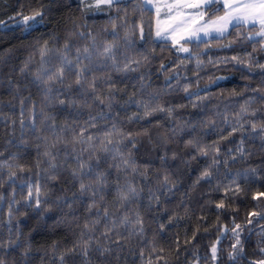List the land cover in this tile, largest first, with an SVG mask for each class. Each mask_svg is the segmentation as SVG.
I'll return each mask as SVG.
<instances>
[{
	"label": "trees",
	"instance_id": "obj_1",
	"mask_svg": "<svg viewBox=\"0 0 264 264\" xmlns=\"http://www.w3.org/2000/svg\"><path fill=\"white\" fill-rule=\"evenodd\" d=\"M42 5L47 12L44 25L25 31L18 23V13L27 15ZM215 5L210 8L211 16L224 11ZM155 18V11L141 0H121L111 8L101 5L99 10L86 9L80 0H56L55 5H49L48 0H0V162L25 168L23 172L16 168L13 180H9L6 167L0 169L3 264H61L60 256L80 238L85 222L96 219L97 209L102 215L105 208L118 226L106 239L101 235L106 222L101 220L91 235L108 251L101 255L94 242L87 257L66 255L64 264H210L211 247L217 240L218 264L264 260V196L253 198L264 193V132L251 129V122L264 120V91H257L264 89V69L258 67L264 64L261 38L246 39L252 32L250 25L234 26L224 38L189 43L195 55L181 53L170 41L155 38ZM141 23L145 38L140 40L137 30L134 43H126V30ZM45 41L53 50L49 57L52 63L45 65L48 68L59 63L66 42L69 59L76 58L77 48H89L94 71L87 75L97 78L95 95L105 99V104L95 101L91 91L85 95L71 76L65 85L73 84L72 89L54 84L47 93L49 99H45L44 85L35 80L41 69L37 50ZM232 41L229 47L219 46ZM105 44H115L121 67L140 61L131 65L136 71H115L111 61L99 55ZM233 56L245 63L237 64ZM29 57L31 62L22 72ZM198 60L202 61L199 67ZM185 86H190L188 92ZM197 96L208 98L198 100ZM57 97L65 104H59ZM69 100L76 104H69ZM149 102L172 109L171 115L165 111L144 120H129L134 114L142 115L141 105ZM246 102L248 112L238 116ZM254 110L256 116L251 115ZM114 125L133 134V140H123L119 148L125 156L131 150L136 172L125 168L119 156L112 159L114 151L105 154L99 150L104 133L113 131ZM233 127L240 130L233 133ZM83 129L85 139L94 137L91 147L73 142V136ZM189 140L196 142V147L188 145ZM241 140L243 155L237 151ZM53 143L55 148L50 147ZM214 146L219 147V155ZM198 148L209 155H201ZM93 149L100 157L99 164L95 159L89 161ZM46 150L53 153L54 160L44 156ZM214 156L220 163L211 169L212 178L197 184ZM78 160L89 161L93 172L74 177ZM50 164H55V169L49 170ZM100 173L105 184L102 192L96 197L91 192L81 195L80 181L98 187L96 176ZM51 175L57 180H51ZM25 182L41 184L45 194L40 209L34 210L25 202ZM129 182L139 195L121 206L118 187L126 189ZM229 187L232 190L226 193ZM93 199L97 207L88 212L87 205ZM221 200L225 207L217 208ZM49 205L51 211H45ZM253 211L261 216H250ZM137 213L142 217V234L141 226L133 227L132 223ZM125 215L131 222L121 226L119 221ZM235 224L242 227L243 251L233 260L229 253L235 243L231 231Z\"/></svg>",
	"mask_w": 264,
	"mask_h": 264
},
{
	"label": "snow or ice",
	"instance_id": "obj_2",
	"mask_svg": "<svg viewBox=\"0 0 264 264\" xmlns=\"http://www.w3.org/2000/svg\"><path fill=\"white\" fill-rule=\"evenodd\" d=\"M49 5H55L56 0H48ZM121 2V0H94L93 3H87L86 0H80V3L85 6L86 9H97L99 10L101 5H105L109 8L113 7L114 5H117ZM141 4L143 5H151L152 8L155 9L156 13V23H155V37L162 41H168L171 40L172 47L176 49L177 52L181 53H189L193 54L191 49L187 46L189 43H191L193 40L200 41L201 40V34H203V37L206 38H212L213 34H215L216 38H224L226 34H228L229 28L234 26H242V25H250L252 27V32L249 34V36L246 37V39H253L254 37H260V43L262 48H264V0H171V2H168V0H164L162 3L161 0H141ZM213 4H221L224 12L223 15H214V18H208L205 19L207 16V10L211 8ZM140 6V5H138ZM162 9H165L166 11L163 12L164 19H161ZM187 9H192L193 11L189 12L186 11ZM20 16V19L18 20V23L24 26V30L28 31L30 29H36L38 26H42L45 23V16L47 15V12L45 10V6H41L39 9L33 10L30 14H23L21 11L18 13ZM203 22V23H201ZM3 23V22H0ZM112 27L115 29V21H112ZM258 25V30L256 26ZM138 35L139 39L143 40L144 37V25L143 23L139 25H135L133 28L126 30L125 32V41L128 44L134 43L132 40V37ZM77 33H73V35H76ZM78 35L84 36L85 33L79 32ZM93 40V47H95V37H92ZM183 41V43H182ZM235 41L230 42L228 45H219L222 47H229L231 46V43H234ZM206 46H208V40L205 41ZM115 44H105L103 47V51L99 53L100 56L104 57L106 61H111L112 67L117 72H128V71H136V69L132 68V64H139L140 61L132 60L128 63L123 64L121 67L116 60L115 55ZM38 53L40 56V63H41V69L36 74L35 80L39 84H43L46 91L45 99H49V96L47 93L52 92V85L59 83L62 87L66 86L69 90L72 89L73 84L77 86L78 88L82 89L84 94L87 95L89 91H91L94 94V100L99 101L101 104H105V99H102L99 95H95L96 93V77L93 76L92 79L88 78V73L93 72V57L92 52H90L88 47L81 49H76V58L69 59L68 55L66 54L69 51V44L66 42L63 46V49L60 50L59 55V63L54 64L52 68L45 67L46 64L52 63L50 57V53L53 51L48 47V42L45 41L43 45H41L38 48ZM255 51V49H254ZM195 55V54H193ZM32 57H29V60L25 62L24 68L21 69V71H25L28 67V64L31 62ZM143 59L146 61L148 59L147 56H144ZM233 61H235L237 64L245 63V61L241 60L237 56H233L231 58ZM88 61V63H84V61ZM183 63V62H181ZM202 61H197V66L199 67ZM163 67V65H161ZM251 67V65H249ZM259 68L264 69V64L258 65ZM74 77L73 84H67L65 85V81L69 77ZM190 86H185L184 91L188 92ZM110 91H112L110 89ZM257 91H264V89H257ZM208 97H200L197 96L198 100H204ZM57 102L61 105L65 104V100L59 99V97L56 98ZM69 104L75 105V100H69ZM21 104L23 105V100L21 101ZM90 107V105H86ZM112 106L111 104V98H108L107 101V107L110 109ZM195 107V104L193 105ZM143 108V113L141 114H134L133 116L129 117V120L133 119H141L144 120L147 117H150L154 115L157 112H165L167 111L169 115H171L172 109H165L159 104H156L155 106L152 105L151 102L149 103H143L141 105ZM248 107L247 102L245 105L241 106L240 114L247 113ZM257 112L254 110L251 112L252 116H256ZM89 120H95V117L89 116ZM87 123V121H86ZM21 124L23 125V120H21ZM243 128V125H241V129ZM251 129L253 132H255L257 129H259L261 132H264V120L261 122H251ZM240 129H237L233 127L232 132L235 133ZM86 132V129L81 130V132L78 135L73 136V142L74 143H86L90 147L92 146V142L94 140V137L87 136L85 139L84 133ZM145 135L147 132L144 133ZM231 135V133H230ZM123 140H133V134L132 133H124L122 130L115 128V125L113 126V131L105 132L104 138L100 140L101 148L99 149L103 153L107 154L110 152H115V154L112 156V159H116L117 156H119L121 163L125 168H131L133 172L137 171V167L135 162L131 159L132 152L131 150L128 151L127 155L121 151L119 148V144L123 142ZM59 141V138L57 142ZM114 148H110V145H114ZM188 145H191L193 147H196V142L193 140L187 141ZM51 148H55L56 144L53 143ZM136 144L135 142L132 143V148H135ZM87 150V149H86ZM198 152L201 155L208 156L209 152L206 151L204 148H198ZM214 151L216 155L220 154L219 147L214 146ZM237 151L243 155L244 149H243V140H241V146L237 149ZM44 156L49 157L50 160H54L55 157L53 153L50 150H46L44 152ZM235 159V157H232ZM92 159L96 160V163L99 164L100 157L95 155V149H93L92 155L89 157V161ZM89 161H82L78 160V170L73 171V176H83L88 175L93 172L92 165ZM220 163L219 160L213 157L211 164L208 165L200 174V176L197 178L196 183L198 184L201 180H210L213 176V172L211 171L212 168L216 167ZM226 163V161H225ZM8 169V178L9 180H13L17 176V171L15 170L18 168L20 172L25 171V168L23 166L19 165H13L9 164L7 161L0 162V169L4 168ZM55 164H50V169H55ZM117 169L120 170V166L117 165ZM87 170V171H85ZM146 176V174H145ZM51 180H57L56 175H51L49 177ZM168 182V177H165V183ZM235 183V181H233ZM25 185L27 187V195L24 198L25 202L28 204L29 207H33L34 210L40 209L42 200L41 196L45 193L42 192V186L39 182L36 183H27L25 182ZM96 185L98 187H94L91 184L84 183L83 180L80 181L79 184V191L81 195H86L89 192H91L93 197H96L98 193L102 192L103 188L105 187L104 181H103V174L100 173L96 176ZM170 190V189H169ZM232 189L229 187L226 189V193L228 191H231ZM236 191H239V187L237 186ZM119 192V201L121 203V206L125 202H129L131 200H134L138 195L139 192L135 186H133L130 182L127 184L126 189L118 187ZM260 196H264V193H259L256 196H254V199H258ZM0 199H3L0 197ZM100 199L103 200L104 196L100 195ZM158 197H156V200L158 202ZM34 201V204L32 203ZM97 204L95 199H93L92 203L87 205V211L91 212L93 208H96ZM217 208H224L225 204L224 201L221 200L219 203L216 204ZM45 211H51V206L45 208ZM12 207L9 206V217H12ZM250 216L260 217V212H251L249 214ZM101 220H104L105 223V230L101 233L102 236H104L106 239L109 237V233H111L118 225L117 221H113L109 217V212L105 208L103 210L102 215L99 212V209H97V217L94 220L85 222L83 228L84 231L81 232L80 238L77 240V242L74 244V246L70 249H67L64 254L60 256L61 264H64L65 256L66 255H83L84 257H87L89 254V251L93 245V243H97V250L101 252V255H103L105 252L108 251L106 248H101L98 244V241L94 240V237L91 235L92 233H95L97 231V226L100 225ZM130 218L125 215L122 219L119 221V225H126L130 223ZM253 221L251 219L248 220V223L251 224ZM133 223V227L136 225H140V234L143 233L142 228V217L137 213L136 219ZM111 225L110 227L108 225ZM164 226L161 225V228ZM231 231L235 235V243L232 245L233 252L229 253V259H236V257L243 251V245L241 243L240 239V231H242V227L240 224H235L234 228L231 229ZM194 238V237H193ZM219 243V241H217ZM217 252L218 249L216 245L214 244L211 247V259L215 261L217 259ZM261 252H264V248L261 249ZM158 259H162V257H158ZM0 264H3V261H0ZM149 264H152L151 261H149ZM254 264H264V260H260L258 262H254Z\"/></svg>",
	"mask_w": 264,
	"mask_h": 264
},
{
	"label": "rangeland",
	"instance_id": "obj_3",
	"mask_svg": "<svg viewBox=\"0 0 264 264\" xmlns=\"http://www.w3.org/2000/svg\"><path fill=\"white\" fill-rule=\"evenodd\" d=\"M161 2L163 3L164 2V0H161ZM168 2H171V0H168ZM147 6H149L150 8H152V6L151 5H147ZM222 5L221 4H216L214 7H221ZM154 11H155V9L154 8H152ZM164 11H166L165 9H162V14H161V19H164V16H163V12ZM186 11H189V12H191V11H193L192 9H187ZM209 11H210V9L209 10H207V16L205 17V19H208V18H214V16H211V15H209ZM224 12V11H223ZM223 12L220 14V15H223ZM155 15H156V13H155ZM155 23H156V18H155ZM201 23H203V22H201ZM258 26V25H257ZM232 27H230L229 28V30L231 29ZM229 32V31H228ZM201 40H203V39H209V38H206V37H203V34H201ZM213 37H215V34H213ZM258 37V36H257ZM156 38V37H155ZM157 39V38H156ZM159 40V39H158ZM168 41H170L171 42V40H168ZM194 41V40H193ZM172 43V42H171ZM182 43H183V41H182ZM188 47H189V45H187ZM217 241H219V240H217ZM217 241L215 242V245H216V247H217V249L219 250V243H217ZM210 264H218V252H217V259L215 260V261H213L212 260V262L210 263Z\"/></svg>",
	"mask_w": 264,
	"mask_h": 264
}]
</instances>
